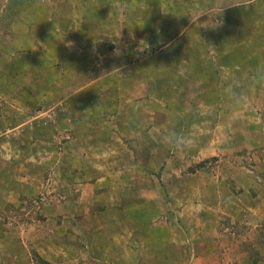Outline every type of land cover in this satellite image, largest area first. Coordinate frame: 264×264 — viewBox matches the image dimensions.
Wrapping results in <instances>:
<instances>
[{
	"label": "rangeland",
	"instance_id": "obj_1",
	"mask_svg": "<svg viewBox=\"0 0 264 264\" xmlns=\"http://www.w3.org/2000/svg\"><path fill=\"white\" fill-rule=\"evenodd\" d=\"M258 68L264 0H0V264H264L225 166L264 185V91L222 95Z\"/></svg>",
	"mask_w": 264,
	"mask_h": 264
},
{
	"label": "crops",
	"instance_id": "obj_2",
	"mask_svg": "<svg viewBox=\"0 0 264 264\" xmlns=\"http://www.w3.org/2000/svg\"><path fill=\"white\" fill-rule=\"evenodd\" d=\"M164 164L161 165V167L163 166ZM170 164H166V168L164 169V171H162V174H160L159 177H157V180L153 179V181H158L159 182V185L162 189V191H166L167 189H164L163 188V184L166 183V180H163V177L167 178V179H172V175L175 174V170L170 168L169 167ZM228 169V176H230L231 178L235 179V175L240 174V177L242 179H245L248 181V184L246 183V187H242L243 188V193L241 195V199H240V202L241 201H245L244 204H242L243 206L248 207V209H250L251 211H253V214H251V216H255V227L254 229H257V227H264V185H261V184H258L256 183L255 181L251 180V179H247L246 177H244L239 171H237L236 169L234 168H230L229 170V166L225 165ZM234 174V175H233ZM168 182H171V181H168ZM235 183L237 185V183H239L236 179H235ZM170 186H172L171 184H169ZM161 192V191H160ZM133 199L134 196H132ZM244 199V200H243ZM135 201V200H134ZM141 203V201L139 200L138 201V205L137 206H134V207H138L139 208V213H138V217H139V220L140 222H138L137 224H135V226H133L132 230H135V232H145V229H146V225H148L146 223V221H149V218H151L150 216H146L148 215L147 213H144L142 211H140V208L141 206H139ZM246 219V217H245ZM123 223V222H122ZM122 223L120 224V226L118 227H121V228H124L122 227ZM117 227V229H119ZM124 230H127V229H124ZM259 232H263L264 233V229H259V230H256V233H259ZM133 235V232L130 230V233L128 236H132ZM217 236L214 235V237H210V242L208 243V245L206 246V250L204 252H198V259H196V263L195 264H203L202 260H203V256H206L208 255L209 257H212L215 255V243H216V238ZM264 240V238L262 239ZM200 243V241H198ZM200 245H202L200 243ZM203 247V246H201ZM257 248L259 249V255L262 256L263 253L261 252V250L264 248V244L263 245H257ZM204 249V248H202ZM133 252V251H131ZM136 254V253H135ZM243 255H247L248 253L245 252L242 253ZM208 256H206V258H209ZM103 257H107L108 259H111L112 261H120V262H125L127 264H129L127 262V259H131L132 261H135L137 260L132 254H128V252H126L125 254H113V255H103ZM138 261V260H137ZM182 261V260H181ZM181 261L179 262V264H182ZM262 262L261 261H258L257 263L255 264H261Z\"/></svg>",
	"mask_w": 264,
	"mask_h": 264
},
{
	"label": "clouds",
	"instance_id": "obj_3",
	"mask_svg": "<svg viewBox=\"0 0 264 264\" xmlns=\"http://www.w3.org/2000/svg\"><path fill=\"white\" fill-rule=\"evenodd\" d=\"M257 91H264V68H258L254 71L246 86L238 80L227 82L222 95L226 102L235 109L244 105L249 93ZM158 139L162 145L177 154L191 151L195 143L194 138L189 133L178 132L166 126L160 128Z\"/></svg>",
	"mask_w": 264,
	"mask_h": 264
},
{
	"label": "trees",
	"instance_id": "obj_4",
	"mask_svg": "<svg viewBox=\"0 0 264 264\" xmlns=\"http://www.w3.org/2000/svg\"><path fill=\"white\" fill-rule=\"evenodd\" d=\"M39 259H41V258H39Z\"/></svg>",
	"mask_w": 264,
	"mask_h": 264
}]
</instances>
